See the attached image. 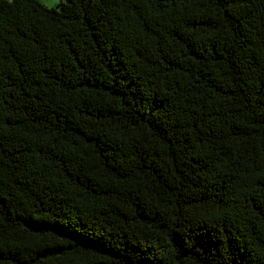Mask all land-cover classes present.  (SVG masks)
Returning <instances> with one entry per match:
<instances>
[{"label":"trees","instance_id":"1","mask_svg":"<svg viewBox=\"0 0 264 264\" xmlns=\"http://www.w3.org/2000/svg\"><path fill=\"white\" fill-rule=\"evenodd\" d=\"M0 264H264V0H0Z\"/></svg>","mask_w":264,"mask_h":264},{"label":"rangeland","instance_id":"2","mask_svg":"<svg viewBox=\"0 0 264 264\" xmlns=\"http://www.w3.org/2000/svg\"><path fill=\"white\" fill-rule=\"evenodd\" d=\"M40 1H42L43 3L48 5L49 7L56 6V4H58L60 2V0H40Z\"/></svg>","mask_w":264,"mask_h":264},{"label":"water","instance_id":"3","mask_svg":"<svg viewBox=\"0 0 264 264\" xmlns=\"http://www.w3.org/2000/svg\"><path fill=\"white\" fill-rule=\"evenodd\" d=\"M65 1H69V0H65Z\"/></svg>","mask_w":264,"mask_h":264}]
</instances>
